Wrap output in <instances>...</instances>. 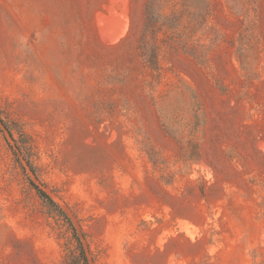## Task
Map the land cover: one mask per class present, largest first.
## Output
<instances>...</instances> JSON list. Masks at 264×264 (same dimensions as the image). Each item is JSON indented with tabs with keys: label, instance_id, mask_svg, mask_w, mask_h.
Segmentation results:
<instances>
[{
	"label": "rangeland",
	"instance_id": "obj_1",
	"mask_svg": "<svg viewBox=\"0 0 264 264\" xmlns=\"http://www.w3.org/2000/svg\"><path fill=\"white\" fill-rule=\"evenodd\" d=\"M147 3L0 0V264H264V0Z\"/></svg>",
	"mask_w": 264,
	"mask_h": 264
},
{
	"label": "trees",
	"instance_id": "obj_2",
	"mask_svg": "<svg viewBox=\"0 0 264 264\" xmlns=\"http://www.w3.org/2000/svg\"><path fill=\"white\" fill-rule=\"evenodd\" d=\"M161 0H148L147 3V21H146V27H145V36L147 33H152V35H156L154 32V28L157 26L158 19H161V15L155 11L154 6L156 3L160 2ZM145 58L147 62H149L152 66L158 67V54H157V48L153 45V47L145 48ZM40 194L48 199L50 202L53 203V201L46 196L42 191H39Z\"/></svg>",
	"mask_w": 264,
	"mask_h": 264
}]
</instances>
